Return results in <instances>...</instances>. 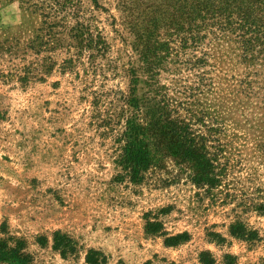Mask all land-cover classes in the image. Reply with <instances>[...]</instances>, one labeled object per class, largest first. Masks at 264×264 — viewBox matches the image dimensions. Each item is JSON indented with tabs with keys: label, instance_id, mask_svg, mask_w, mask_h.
Segmentation results:
<instances>
[{
	"label": "rangeland",
	"instance_id": "1",
	"mask_svg": "<svg viewBox=\"0 0 264 264\" xmlns=\"http://www.w3.org/2000/svg\"><path fill=\"white\" fill-rule=\"evenodd\" d=\"M35 1L0 0V264H175L178 254L264 264V60L214 40L209 83L194 91L192 67L175 55L176 0ZM133 16L171 40L155 75L139 68ZM131 66L137 107L120 99ZM149 89L188 123V138L209 139L205 122L219 128L201 143L210 164L146 138L149 162L118 161L124 121L144 126L159 103L148 105Z\"/></svg>",
	"mask_w": 264,
	"mask_h": 264
},
{
	"label": "trees",
	"instance_id": "2",
	"mask_svg": "<svg viewBox=\"0 0 264 264\" xmlns=\"http://www.w3.org/2000/svg\"><path fill=\"white\" fill-rule=\"evenodd\" d=\"M46 1V0H42ZM60 0H53L52 3H58ZM178 18L180 20L179 30L175 33L178 37V53L183 56L182 63L191 66L195 82L190 89L196 91L201 87L207 86L209 78L207 77L206 65L208 63V45L214 40H230L233 41L241 50L242 59L245 61L255 62L259 58L264 60V0H176ZM88 5L93 9H103L99 0H87ZM27 7L30 10L39 7L35 0H28ZM133 27L137 35V42L141 45V62L143 66H139L149 75L157 74L156 69L164 65L167 55H161L160 50L168 49V40L166 36H159L157 30H153L152 26H142L139 20L133 16ZM165 20L169 17L164 16ZM155 22H153L154 24ZM163 29L169 28V24L163 22ZM152 25V23L150 24ZM155 28V26H154ZM166 33L165 31H163ZM88 33V30L85 31ZM89 36V34H87ZM71 37L72 36L71 34ZM153 38L154 42L159 45L158 51L152 52L150 47ZM88 39L89 38H85ZM162 39L163 41H159ZM87 40V41H88ZM173 49V48H172ZM190 51L189 57L185 54ZM152 52V53H151ZM158 52V53H157ZM178 52V53H177ZM127 83V89L120 94V99L125 103L137 107L138 99L135 96L136 91V69L131 66ZM149 79H151L149 77ZM151 85V84H150ZM148 94V105L150 101L154 103L152 106L146 107L148 115L146 120L137 121L134 117L128 116L124 121V127L120 135V154L118 161L124 164H138L139 160L145 159L147 162L151 160L150 147L146 148L142 138H146L148 143L155 145L161 154L170 152L175 159H181L188 164H206L212 162V158H205L202 151L205 140L216 142L219 128L211 122L208 124V138L197 134V140L188 138L189 125L179 115L174 118L167 114L165 104L160 102L165 100L163 94H159L156 90L154 93ZM145 100V98H144ZM146 102V100H145ZM147 104V102H146ZM189 113V112H188ZM193 113H189L192 115ZM204 122L203 116L198 117ZM190 119V117H189ZM190 123V122H189ZM149 140L151 142H149ZM218 147L219 143L213 147ZM178 236L166 239L167 244H173Z\"/></svg>",
	"mask_w": 264,
	"mask_h": 264
},
{
	"label": "crops",
	"instance_id": "3",
	"mask_svg": "<svg viewBox=\"0 0 264 264\" xmlns=\"http://www.w3.org/2000/svg\"><path fill=\"white\" fill-rule=\"evenodd\" d=\"M201 255V254H200ZM177 258H178V260L175 258V264H178L179 262L181 263V264H189L188 262H185L184 260H183V258H181V256H179V254L176 256ZM201 260V258L200 259H198V258H194L193 259V264H206V263H204L202 260V262L200 261ZM207 264H212V262L211 263H207Z\"/></svg>",
	"mask_w": 264,
	"mask_h": 264
}]
</instances>
